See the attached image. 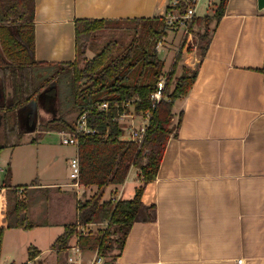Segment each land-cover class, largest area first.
<instances>
[{"label": "crops", "instance_id": "1", "mask_svg": "<svg viewBox=\"0 0 264 264\" xmlns=\"http://www.w3.org/2000/svg\"><path fill=\"white\" fill-rule=\"evenodd\" d=\"M35 3L34 58L46 63L76 59L75 25L79 19L153 18L164 16L169 7L168 0H35ZM184 65L197 68L198 76L190 92L174 102L173 123L178 124L182 117L180 125L166 146L156 179L145 186L144 208L124 249L109 264H236L239 258L244 259V264H264V73L261 71L264 8H259L258 0H229L205 55L195 51L184 63H179ZM9 92V87L6 93L0 91V145L5 139L6 120L10 124L18 121L4 115L7 107L3 104L10 100ZM48 133L43 127V132L31 141L40 146L39 140L46 139ZM47 143L50 144L45 141L39 150L42 163L50 148ZM13 168L12 184L5 181L7 169L0 168L4 172L0 187L21 184L16 183L14 164ZM39 176L41 181L28 187V195L35 196L58 186L61 191L75 190L72 182L59 181L51 170ZM124 184L112 186L111 197L123 198L117 190ZM81 188L75 191L83 193ZM76 192L74 197L78 201ZM150 206L155 209L149 210ZM40 211L44 212L45 207ZM61 211L64 225L60 227L64 232L65 224L72 220L66 210ZM76 212L77 220V206ZM37 224L29 230H6L0 262L17 264L19 259L14 253L17 245L10 249L9 240L18 237L12 231L28 233L56 226L52 221ZM31 246L40 252L35 259H30ZM75 246L77 237L71 240L69 248L74 250ZM23 248H27L29 255L26 264H43L44 253L53 252L50 248L42 249L36 242L24 244ZM90 253L94 259L98 250H90L87 255ZM54 259L58 263L56 256Z\"/></svg>", "mask_w": 264, "mask_h": 264}, {"label": "trees", "instance_id": "2", "mask_svg": "<svg viewBox=\"0 0 264 264\" xmlns=\"http://www.w3.org/2000/svg\"><path fill=\"white\" fill-rule=\"evenodd\" d=\"M228 1L221 0L215 13L204 17L205 29L199 33L202 56L208 49L215 28L211 30V24L215 21L216 25L221 20ZM35 4V0H0L1 88L6 91L11 85V98L3 104L7 107L4 115L6 119L13 116L16 110L55 81H66L67 105L78 110L79 116L73 121L64 116L49 120L44 128L46 131L74 133L80 116L87 114L91 132L78 134L80 184L85 188L97 187L98 191L92 198L77 201V220L65 224L64 232L52 247L57 251L68 249L71 240L77 237L80 248L97 249L99 256L109 257L115 262L144 208L142 195L145 186L156 179L166 146L175 131L174 102L190 92L198 76L197 68L179 66L180 62L194 53L192 41L189 35L185 36L167 76L164 90L166 99L153 107L151 95L164 75L166 66L156 50L157 41L168 35L169 26L163 16L134 20L79 19L75 25L76 59L72 62L46 63L34 58ZM199 20L194 19L191 31ZM122 24H135L131 40L126 45L111 42L93 58H85L81 66L80 61L86 57L92 35ZM261 71L264 73V67ZM131 100L132 104L127 105ZM102 103L108 104L107 110L99 109ZM132 109L137 114L147 111L152 113L144 141L140 145L121 139L125 129L120 118L131 113ZM8 121L5 123V139L0 145V152L6 147L17 146L23 138L18 123L10 124ZM13 140L15 143H12ZM131 168L139 170L142 181L136 187L134 197L120 198L118 201L112 197L103 200L108 187L126 182ZM31 185H35V182ZM18 189L11 185L0 187V256L7 229L29 230L38 225L28 218V188L22 194L18 193ZM148 209L155 208L150 206ZM149 219H153V215H149ZM103 223H107V227L99 234H82L78 230V224ZM115 250L117 254H113ZM39 253L36 247L29 248L30 259H35Z\"/></svg>", "mask_w": 264, "mask_h": 264}, {"label": "rangeland", "instance_id": "3", "mask_svg": "<svg viewBox=\"0 0 264 264\" xmlns=\"http://www.w3.org/2000/svg\"><path fill=\"white\" fill-rule=\"evenodd\" d=\"M215 11H212L206 7H200L198 10V19L196 25L191 33V41L194 48V52L201 54L200 47L202 46V40L199 38V33L204 31V17L208 14H211ZM211 14V15H213ZM110 26V25H109ZM215 26V21L211 24L210 29L212 30ZM191 30V29H190ZM167 37H163V45L158 51L159 56L165 61V70L163 76H168L171 71L172 61L176 58L179 48L185 38L186 29L183 27L171 28L169 27ZM135 32V24H122L118 27H111L100 30L92 35L88 43V49L86 51V57L82 58L80 61L81 66L84 65V59H91L96 54L101 52L108 44L114 41L119 45H126ZM175 56V57H174ZM86 59V60H87ZM184 63V61H182ZM192 68V67H190ZM193 69V68H192ZM60 76V75H59ZM11 88V85L9 84ZM1 88V79H0V91ZM11 90V89H10ZM6 93V91H5ZM4 93V94H5ZM67 94H68V85L65 80L61 83L55 81L54 84L50 87L45 88L39 93L33 100L23 105L21 108L16 110L13 113L12 119L18 120L19 128L23 132L24 137L21 143L13 148V146L7 147V149L0 155V168L7 169V177L5 181L12 184V175L14 173L13 164L15 165V175L17 176V182L21 183L14 185L15 187H30L33 182L41 181V173L50 170L55 173L59 181L72 182L70 177V165H67V161L73 158L76 154L77 146L75 145H66L62 142L61 134L59 131H47L50 132L46 134V139H40L41 145L46 142L49 144L48 153L43 161L40 162L39 150L42 146H36L33 144L32 138L38 136L43 132L44 124L49 120L59 118L64 116L67 120L73 121L76 120L79 116L78 110L71 108V105H67ZM7 95V94H6ZM1 101V99H0ZM177 107V106H176ZM133 112V109H132ZM124 117V116H123ZM136 117V116H135ZM139 115L135 119L136 124L141 123ZM131 118L124 117L120 119V123L124 128H129L131 124ZM174 124V130H176L177 124ZM50 169V170H49ZM135 169V170H134ZM129 172L128 178L125 184L122 187H118V194L121 195L124 199L133 198L135 195L136 187L142 184L140 179L139 170L134 168ZM138 170V171H137ZM4 172L0 171V183H2V177ZM136 176L138 177L136 180ZM83 193H78L75 190H78L75 187V190L70 188H62V191L58 187H54L48 190H42L37 195L30 194L27 196L30 207L28 209V218L32 223L52 221L56 223V226L53 229H47L44 231H39L35 229L31 232L25 231H12L11 233L17 234V240L15 236L9 240L10 249L14 244L15 247L14 253L19 255V259L16 260L17 264H26L27 259L29 258L27 248L24 250V244L30 243H39L42 249L50 248L52 253H44V262L43 264H69V257L72 256L75 260L78 259V255L75 254L74 250L71 248L63 249L57 251L52 247L54 241L59 237L63 232L64 223V213L61 210H66L69 220H76V206L77 200L74 197L79 196V200H86L92 198L93 195L98 191V188H85L82 186ZM114 188L108 187L103 195V200L111 198L114 191ZM68 190V191H67ZM74 191V192H73ZM113 192V193H112ZM64 197H63V196ZM68 195V196H67ZM62 198V199H61ZM45 211L41 213L40 210L44 209ZM40 212V213H39ZM106 228V223L103 224H93V225H84L80 226L79 231L83 230L86 234H99L101 230ZM43 236L40 239V236ZM21 234V235H20ZM83 257L81 261L84 264H89V257L92 259V253L90 256L87 255V252H90V249H84ZM117 254V250L113 254ZM53 254V255H52ZM54 256L58 259V263L55 262ZM96 258V257H95ZM102 264H109L112 262L109 257H105ZM0 264H3L0 262Z\"/></svg>", "mask_w": 264, "mask_h": 264}, {"label": "built area", "instance_id": "4", "mask_svg": "<svg viewBox=\"0 0 264 264\" xmlns=\"http://www.w3.org/2000/svg\"><path fill=\"white\" fill-rule=\"evenodd\" d=\"M169 1V7L164 14V18L166 19V23L171 28H178L183 27L186 29V34H188L191 37L190 33V26L193 23L195 18H198V10L200 7H206L212 11H216L219 7L221 0H168ZM215 13V12H214ZM163 45V39H159L157 41V49H160ZM167 77L162 76L160 80L157 83V88L154 91V93L151 95V100L153 102V107H156L157 104H159L162 100L166 99L164 95V90L166 87ZM133 100L127 102V105H131ZM99 109L101 110H107L108 104L102 103L99 105ZM139 115V119H141V123L136 124L135 121L138 119H135ZM124 117L131 118V124L129 125V128H124L125 133L121 137L122 140L126 141H134L137 144H141L144 141L148 125L150 123L152 113L151 111H147L145 113L137 114L136 112H131L129 114H124ZM121 117L122 119L124 117ZM136 116V117H135ZM120 118V119H121ZM76 132L70 133V132H62L61 133V139L62 142L66 145H75L78 146V134L80 132L84 133H90L91 130L88 127L87 122V114H83L80 116V118L77 121L76 125ZM70 177L72 181V186L79 189L81 187L80 184V175H81V164L79 157L76 156L70 160ZM23 189L19 188L18 193L22 194ZM114 201H118L120 197L115 196L112 197ZM93 225V224H91ZM81 226V225H80ZM79 226V228H80ZM107 227V223H106ZM82 234H86L83 230H80ZM74 253L77 254L79 257L78 259L72 258V256L69 258L70 264H84L83 261H81V248L80 246H75ZM98 254V253H97ZM104 262V259L102 256L97 255L96 258L89 261V264H102ZM31 264V263H29ZM236 264H244V259L239 258L236 261Z\"/></svg>", "mask_w": 264, "mask_h": 264}, {"label": "water", "instance_id": "5", "mask_svg": "<svg viewBox=\"0 0 264 264\" xmlns=\"http://www.w3.org/2000/svg\"><path fill=\"white\" fill-rule=\"evenodd\" d=\"M258 6L259 8H264V0H258Z\"/></svg>", "mask_w": 264, "mask_h": 264}]
</instances>
